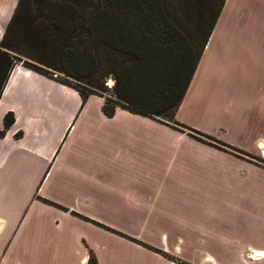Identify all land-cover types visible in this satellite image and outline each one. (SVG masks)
Returning a JSON list of instances; mask_svg holds the SVG:
<instances>
[{
	"label": "rangeland",
	"instance_id": "obj_1",
	"mask_svg": "<svg viewBox=\"0 0 264 264\" xmlns=\"http://www.w3.org/2000/svg\"><path fill=\"white\" fill-rule=\"evenodd\" d=\"M15 2L0 0V33ZM22 63L56 73L25 57L17 62ZM11 77L34 79L18 70ZM104 85L110 89L112 79ZM30 95L43 121L42 144H53L59 112L77 104L54 90ZM80 106L81 102L76 109ZM84 108L89 112L80 123L90 127L83 140L87 153L71 142L68 147L87 163L79 167L76 160L72 166L78 164L76 169L90 173L100 168L99 162L106 174L92 178L85 195L60 182L50 183L44 191L51 199L35 194L39 202L27 211L33 221L21 234L27 242L26 264H79L84 254L87 264L91 253L95 264H264L261 154L229 146L178 121L181 126L136 116L98 120L95 99ZM28 117L23 114L18 130L27 147L35 138L38 147ZM52 199L68 203L63 206Z\"/></svg>",
	"mask_w": 264,
	"mask_h": 264
},
{
	"label": "crops",
	"instance_id": "obj_2",
	"mask_svg": "<svg viewBox=\"0 0 264 264\" xmlns=\"http://www.w3.org/2000/svg\"><path fill=\"white\" fill-rule=\"evenodd\" d=\"M16 4L17 2L10 10V17ZM9 19L0 33V40ZM16 70L34 79H11ZM42 89L60 92L71 97L77 104L59 112V122L53 129L56 134L54 143L46 146L42 144L41 138L43 121L38 117L39 111L36 110L33 99H29L31 93H40ZM91 99H95L100 106L98 120L113 121L118 116L140 117L118 108L113 117L107 118L101 111L103 99L95 96L89 97L77 110L81 100L74 90L20 64H16L11 70L0 96V104L3 103L0 107V130L4 115L11 112L14 116V124L0 139V264H26L27 242L21 234L28 221H33L32 213L28 214L27 211L28 206L39 202L35 199V194L40 193V197L51 199L44 191L50 183L60 182L71 191L85 195L91 188L92 178H104L106 168L103 163L98 162L100 168L96 167L90 173L85 169H76L87 162L75 157L68 147L71 142L87 153L83 140L90 133V127L80 123V118L89 112L84 105ZM23 114L29 116L27 122L40 141L38 147L36 138L29 147L26 146L23 135L16 138L21 133L18 129ZM175 120L210 134L229 146L250 154H261L258 143L262 142L264 146V0L224 1L176 110ZM80 127L84 130H79ZM148 127L154 128V125ZM48 141L49 138L46 144ZM101 148L102 155H105V149ZM63 150L65 154L61 156ZM76 160L79 167L78 164L76 167L72 166V162ZM74 174L75 178H72ZM64 198L73 200L70 195L64 194ZM52 200L63 206L68 203ZM62 214L70 218L68 214ZM34 243L37 244V241ZM86 260V254L82 255L79 264H86Z\"/></svg>",
	"mask_w": 264,
	"mask_h": 264
},
{
	"label": "trees",
	"instance_id": "obj_3",
	"mask_svg": "<svg viewBox=\"0 0 264 264\" xmlns=\"http://www.w3.org/2000/svg\"><path fill=\"white\" fill-rule=\"evenodd\" d=\"M224 1L18 0L0 40V96L25 57L56 73L21 66L74 90L82 105L92 96L103 99L107 118L119 108L181 126L176 110ZM106 79L113 81L110 89ZM2 123L0 139L13 114Z\"/></svg>",
	"mask_w": 264,
	"mask_h": 264
},
{
	"label": "bare ground",
	"instance_id": "obj_4",
	"mask_svg": "<svg viewBox=\"0 0 264 264\" xmlns=\"http://www.w3.org/2000/svg\"><path fill=\"white\" fill-rule=\"evenodd\" d=\"M109 83H111V80L109 81ZM259 150L261 151V156L264 158V146L262 145L261 147H259Z\"/></svg>",
	"mask_w": 264,
	"mask_h": 264
},
{
	"label": "water",
	"instance_id": "obj_5",
	"mask_svg": "<svg viewBox=\"0 0 264 264\" xmlns=\"http://www.w3.org/2000/svg\"><path fill=\"white\" fill-rule=\"evenodd\" d=\"M262 145H263L262 142H259V143H258V146H259V147H261Z\"/></svg>",
	"mask_w": 264,
	"mask_h": 264
}]
</instances>
